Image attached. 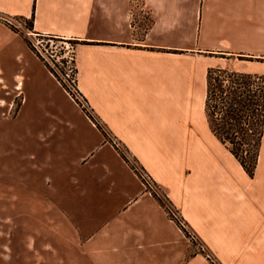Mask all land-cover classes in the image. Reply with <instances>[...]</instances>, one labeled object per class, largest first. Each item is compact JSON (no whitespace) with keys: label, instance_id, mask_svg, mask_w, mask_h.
Wrapping results in <instances>:
<instances>
[{"label":"crops","instance_id":"1","mask_svg":"<svg viewBox=\"0 0 264 264\" xmlns=\"http://www.w3.org/2000/svg\"><path fill=\"white\" fill-rule=\"evenodd\" d=\"M141 1L0 0V17L76 45L79 88L94 115L225 263L251 224L264 234V220H250L246 172L211 130L208 73L227 69L222 55L251 65L227 70L264 75V0ZM81 125L73 136L87 152L67 187L72 220H99L83 225V255L93 264H212L105 133Z\"/></svg>","mask_w":264,"mask_h":264},{"label":"rangeland","instance_id":"2","mask_svg":"<svg viewBox=\"0 0 264 264\" xmlns=\"http://www.w3.org/2000/svg\"><path fill=\"white\" fill-rule=\"evenodd\" d=\"M8 17H0V264H93L82 253L83 225L99 220H72L75 194L67 192L87 152L74 136L83 122L93 124ZM63 42L54 48L60 56ZM70 46L75 58L76 45ZM217 56L230 70L251 66L240 56ZM246 176L250 220H264V148L254 175ZM212 257L214 264H264V234L251 224L240 252L225 263Z\"/></svg>","mask_w":264,"mask_h":264},{"label":"trees","instance_id":"3","mask_svg":"<svg viewBox=\"0 0 264 264\" xmlns=\"http://www.w3.org/2000/svg\"><path fill=\"white\" fill-rule=\"evenodd\" d=\"M206 113L219 142L254 175L264 140V75L211 69Z\"/></svg>","mask_w":264,"mask_h":264},{"label":"built area","instance_id":"4","mask_svg":"<svg viewBox=\"0 0 264 264\" xmlns=\"http://www.w3.org/2000/svg\"><path fill=\"white\" fill-rule=\"evenodd\" d=\"M136 5L139 3L135 1ZM5 21L12 27L21 32H24L29 39V42L36 53L49 65L53 71L59 84L64 88L65 93L69 98L77 104V106L87 115L92 124L100 127L108 138L109 143L117 150V152L131 166L133 171L141 180L145 192L161 200L169 214L171 220L176 222L186 234L187 238L192 243L195 250L202 253L211 263H215L212 255L208 252L206 246L201 242L195 232H193L179 211L175 208L168 196L162 191L156 183L152 175L147 172L139 162L133 158L129 152L101 125L99 119L94 115L87 99L82 94L79 88V72L76 65V60L73 56V51L70 42L66 39H61L51 34L40 33L28 26V21L16 17H8ZM58 39L64 40L65 53L58 55L54 48H58L56 42Z\"/></svg>","mask_w":264,"mask_h":264},{"label":"bare ground","instance_id":"5","mask_svg":"<svg viewBox=\"0 0 264 264\" xmlns=\"http://www.w3.org/2000/svg\"><path fill=\"white\" fill-rule=\"evenodd\" d=\"M21 83V82H20Z\"/></svg>","mask_w":264,"mask_h":264}]
</instances>
